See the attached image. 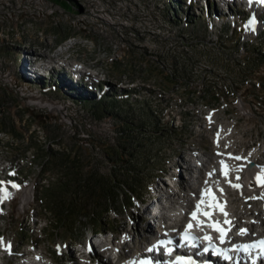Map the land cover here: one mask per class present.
Returning <instances> with one entry per match:
<instances>
[{"label": "rangeland", "instance_id": "obj_1", "mask_svg": "<svg viewBox=\"0 0 264 264\" xmlns=\"http://www.w3.org/2000/svg\"><path fill=\"white\" fill-rule=\"evenodd\" d=\"M69 2L72 6L66 0H0V117L14 125V130L0 125V168L11 163L18 172L9 176V185H34L25 210L18 203L21 192L9 197L0 216V243L3 238L12 242L17 253L36 244L58 261L69 260L72 252L75 256V243L87 242L93 228L118 232L117 242L128 228L140 240L138 224L150 235L151 218L130 221L129 215L142 213L139 208L146 204H139L140 198L150 202V191L162 183L165 169L175 170L174 164L197 145L210 151L209 131L197 126L201 106L231 101L219 115L238 119L234 140L240 146L264 134V15L257 14L261 23L250 31L251 12L235 6L236 22H228V17L222 21L224 6L215 0ZM73 42V50L59 60L70 58L92 68L93 76L82 82L94 89L100 85L96 69L106 75L100 100L109 102L107 110L95 105L97 92L84 93L77 84L73 93L64 84H56L54 91L38 82L29 84L18 74L17 52L46 54L49 47ZM46 79L52 87L53 79ZM35 97L56 102L60 109L31 103ZM80 98L87 101L77 102ZM148 107L153 115L147 116ZM172 114L180 120L173 121ZM131 159L140 161L148 191L143 182L133 192L114 182L123 179L121 169L132 164ZM76 174L105 181L118 189V197L105 202L98 188L92 193L75 181ZM57 204L70 209L59 216ZM99 214L104 215L101 223ZM140 244L132 248L138 250Z\"/></svg>", "mask_w": 264, "mask_h": 264}, {"label": "bare ground", "instance_id": "obj_2", "mask_svg": "<svg viewBox=\"0 0 264 264\" xmlns=\"http://www.w3.org/2000/svg\"><path fill=\"white\" fill-rule=\"evenodd\" d=\"M217 13H219V11ZM259 18H260L259 15L255 13L254 17L250 20V23L248 25V29L250 31H253L254 29L258 28V26L260 25ZM30 102L40 103L44 106L50 107L53 111H57L60 109V104L40 97L37 98L35 97L34 99H31ZM240 103L242 106V103H244V101L241 100ZM224 130L226 135L229 132L230 133L234 132V129H231V127L227 129L225 126H220V129L218 131L220 136L224 135L223 133ZM262 148L263 146H260L258 148H254L252 151H244L238 153L230 152L227 155L217 154L210 161H208L206 158L207 157L206 152H203L198 148H192L191 149L192 154L190 156L192 157L202 156L203 159H205L204 161H205L206 170L203 174V177L206 181H210L212 184L210 185L209 183L204 184L203 181V185L198 190L195 188V186H193V184L190 181L188 182V189H184V192L188 193L189 196L185 197L178 195V193L174 190L169 195L168 198L164 194L163 198L165 199L167 198V200L161 203V207L159 208L161 213L157 215L156 218L157 219L161 218L160 220L161 223L170 225V227L174 229L176 225L183 222L184 218L186 219V216H184V210L188 206H191L194 212L196 210V205L200 202L201 199H204L205 202L208 201L209 198L208 196L204 195V191L205 189H210L212 192L215 193L217 199L221 202V205L223 206L224 211L227 213V216H225L219 210V208L215 210H211V209H207L204 205H201V211H213L212 218L210 220L208 217L203 215H199L198 219L187 218L188 223H193L192 229H195L197 231L201 229L202 230L208 229L206 233L207 236L211 237L212 240H216L217 243L221 242V238L217 236V233L214 234L211 231L210 224L213 221L220 222L221 226L225 229L228 228L229 231H227L226 233L225 241L228 240L242 244L244 242L243 240L244 234H241V230H247L245 234L248 232H252V233L263 232L264 231V186L261 185L260 181L258 180V177L264 176V168L259 167L257 164L258 154L260 153V150ZM237 156L242 157V159L240 160L235 159V157ZM182 158H188V157L183 155ZM225 165L227 166L228 176L226 178L225 175L222 174L221 178H219L218 174L214 173V169L221 168V170H223L224 172ZM210 173L212 175H209ZM237 177H240V179H237ZM229 180H231L233 184L241 185V187L238 189L231 187L228 183ZM168 187L170 188L169 184H167V188L166 190H164V192H167ZM33 188L34 185L33 187L30 185L29 187H24L22 189L18 202L20 205L19 207L21 209L25 210L26 206L30 204L33 196ZM220 189H223V192H221ZM9 194H11V192H9ZM194 195H197L196 201L192 200V197ZM225 201L226 203H224ZM178 202L179 205L167 207L164 211H162V209L168 206L169 203L175 204ZM134 219L137 220L136 215ZM225 220H228L231 223L230 224L224 223ZM199 221H203V224L199 223ZM135 224L136 222L134 223L132 228L135 227ZM149 225L147 231L150 234L154 235L156 233V227L152 224ZM136 227H139V224ZM168 235H171L170 232L168 233ZM136 238L137 236H135V232L134 233L131 232V230L128 228L126 232L123 234L120 241L114 243V246L118 250L125 249L128 247L129 250L127 248V252L129 253V251L135 250L130 246H131V242L134 244L137 243L135 240ZM101 242L103 243L102 246L104 247L106 246L109 247V245L111 244L110 238H106L104 240L102 239ZM90 246H92V243L90 244ZM39 248L38 249L36 248V251L34 253L28 254L27 257L23 256L24 254H26L25 251L20 253L21 254L20 257H22L23 260H20L19 257H17V259H19L20 262L16 264H48L49 256H47ZM5 249L11 250V248L9 249V247L8 248L6 247ZM9 261H11V259H6V262Z\"/></svg>", "mask_w": 264, "mask_h": 264}, {"label": "trees", "instance_id": "obj_3", "mask_svg": "<svg viewBox=\"0 0 264 264\" xmlns=\"http://www.w3.org/2000/svg\"><path fill=\"white\" fill-rule=\"evenodd\" d=\"M66 1L72 6V4L69 2L70 0H66ZM53 81H54L55 85L56 84L59 85L60 79L58 78V76L57 77L54 76V80ZM55 90H57V89L55 88L54 91ZM77 100H78L77 102H79V103H83V102L87 101V99H83V98H80V99H77ZM94 103H95L96 106H99V108H100V106H103L105 108L104 110H107V107H108L107 103H109V102H106V101H103V100H100V99H96V100H94ZM103 103H106V104H103ZM147 109H148V111L146 110L147 116L154 114L155 111L153 109H151L149 107ZM129 122H131V121H129ZM0 125L2 126L3 130L12 129V128L14 130V125L10 124L9 122H7V120L4 119V118L2 119V117H0ZM2 128H0V129H2ZM118 147H120V146L118 145ZM112 151H113V154L116 155V157L119 156V151L117 149H114ZM57 154H59V153L57 152ZM63 154H66V153L63 152ZM107 154H108V158H110V152L109 151H107ZM135 156H137V155H135ZM131 160L133 161V162H131L132 164L129 163L128 167H125V168L121 169L120 175L123 176V179L121 181H114V182L117 184V186L119 184H121V186H123V185H124L123 187L127 186V188H129L132 191H133V188L140 187L142 182L144 184L143 188H146L147 183H146V181L142 180V178H144V175H143V172L140 169V165H139L140 161H138L136 159H131ZM77 175L78 174H76L74 176L75 181H82L81 183L86 184L87 187H90V189L93 190L92 193L96 192L97 188H98L100 190V192L98 193V196H99V194L102 195L101 198L104 199L105 202L108 199H110V198L116 199L118 197V195H119L118 189L117 188L112 189L109 186L107 187V184L105 183V181H91L90 179L87 180V178L81 179V177L77 176ZM139 176L141 177V179L139 178ZM114 180H116V179H114ZM98 185H101V186H98ZM57 205L61 209L62 205L61 204H57ZM100 206H101V204H100ZM107 207L109 208V206L105 203L102 209L104 211H106L108 209ZM80 208L85 209V207H80ZM69 209H70L69 207L66 210L65 209L64 210L61 209V211L59 213V216H62V212H64V211L68 212ZM87 213L88 212H85L86 215H87ZM88 215H89V213H88ZM93 216H95L94 212H93ZM103 216L104 215L99 214L98 218H99L100 223H101V218ZM62 219L64 220L65 218H62ZM94 226H100V225H99L98 222H95Z\"/></svg>", "mask_w": 264, "mask_h": 264}, {"label": "snow or ice", "instance_id": "obj_4", "mask_svg": "<svg viewBox=\"0 0 264 264\" xmlns=\"http://www.w3.org/2000/svg\"><path fill=\"white\" fill-rule=\"evenodd\" d=\"M235 159L237 160H240L242 159V157H235ZM225 171H224V175L225 177L227 178L228 176V170H227V166L225 165ZM209 175H212L211 173ZM237 179H240V177H237ZM258 180L260 181L261 185L264 186V176L262 177H258ZM229 185L231 187H234V188H240L241 185L239 184H233L231 182V180L228 181ZM13 187H19V185H15L13 184ZM221 192H223V189H220ZM204 195L208 196V201L205 202L204 199H201L200 202L196 205V210L192 213V218L193 219H198V216L199 215H203V216H206L208 217L210 220L212 218V215H213V211H201V205H204L207 209H211V210H215L217 208H219V210L225 215L227 216V213L224 211V208L223 206L221 205V202L217 199L216 195L214 192H212L210 189H205L204 191ZM4 198H8V194H7V190L5 189V197ZM226 203V201L224 202ZM199 223L203 224V221H199ZM224 223H227V224H230L231 222L228 221V220H225ZM210 226L216 230L217 232L220 233V238H221V242L224 243L226 242L225 241V237H226V233H227V229L223 228L220 224V222L218 221H213ZM193 228V224L192 223H189L187 226H186V230L183 234V238L185 239L186 242H190V241H194L196 239H199L198 237H194L191 235L190 231ZM247 230H241V234H244ZM206 239L209 240V242H211V237H206ZM162 244L164 242H161ZM168 243H172L171 241H168ZM261 246L264 247V241H261L260 242ZM9 249H10V245L8 246ZM171 251V250H169ZM177 264H191L190 261H186L183 259V257L179 258V260L177 261Z\"/></svg>", "mask_w": 264, "mask_h": 264}]
</instances>
